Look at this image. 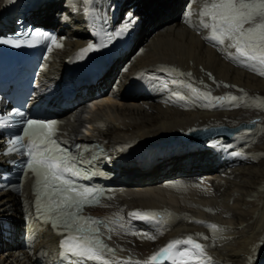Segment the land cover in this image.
I'll return each mask as SVG.
<instances>
[{
    "label": "bare ground",
    "instance_id": "obj_1",
    "mask_svg": "<svg viewBox=\"0 0 264 264\" xmlns=\"http://www.w3.org/2000/svg\"><path fill=\"white\" fill-rule=\"evenodd\" d=\"M102 1L104 6L114 5V12L135 7L138 27L130 49L113 62L98 86L89 87L85 96L78 95L75 106L62 113L60 135L69 141L83 137L98 141L109 149L112 162L119 169V188L112 199L92 211L93 216L107 221L113 229L111 240L107 235L103 238L116 249L115 260L118 264H136L172 239L201 234L198 242L207 246L212 264H250L249 257L255 264H264V78L260 76L264 66L257 62L247 71L239 62L243 58L234 49L217 47L205 39L211 33L202 29L200 22L204 18L199 13L207 0ZM7 2L0 0V27ZM88 5L85 0H38L31 20L58 30V41L64 45L61 49L52 46L41 71L42 80H60L67 60L89 42L84 21ZM189 9L191 16L186 22ZM157 11L161 13L158 15ZM69 13L71 24L61 18ZM123 63L126 67L121 72ZM162 67L178 71L162 72ZM180 72L192 75L181 76ZM148 75L163 78L154 81L153 95L135 92L125 96L138 78ZM172 80L178 83L174 85ZM165 84L168 91L162 93L160 88ZM188 84L198 93H193ZM174 92L186 99H177ZM200 93L226 98L212 101L220 107L205 108L197 98ZM109 94L114 100L110 101ZM230 94L238 99L244 97L243 101L229 102ZM256 101L262 109L251 107ZM228 103L240 106L230 107ZM252 121L258 122L260 129L244 130L231 142L215 139V147L211 146L213 140L198 141L191 136L196 131L234 129ZM247 143L249 146L245 147ZM233 145L240 147L232 150ZM2 149L0 139V153ZM237 152L240 155L234 158L233 153ZM5 162L0 154V167H5ZM32 199V185L27 177L16 195L0 191V264H35L36 252L28 254L20 238ZM136 210L170 212L173 216L165 215L158 226L129 219L127 213ZM120 223L129 229L127 233ZM212 223L224 231L210 229L207 225ZM132 230L147 231L157 239H141L132 235ZM204 236L208 239L204 240ZM60 237L47 228L38 231V247L54 250ZM74 260L93 264L76 257ZM162 264L173 262L165 260Z\"/></svg>",
    "mask_w": 264,
    "mask_h": 264
},
{
    "label": "snow or ice",
    "instance_id": "obj_2",
    "mask_svg": "<svg viewBox=\"0 0 264 264\" xmlns=\"http://www.w3.org/2000/svg\"><path fill=\"white\" fill-rule=\"evenodd\" d=\"M8 2L11 3L13 0H8ZM85 2L91 4L93 0H85ZM190 3H195V0H190ZM113 13L114 5L112 4H109L106 9L101 7L99 15L94 9L85 13L95 16L102 23L100 30L92 34L95 42H88L87 46L81 49V53H91L108 47L116 39L126 36L139 19L134 12L129 10L124 13L119 22L113 24ZM199 14L204 18L200 22L202 29H208L211 33L205 36L206 40L217 47L227 46L234 49L239 57L243 58L239 62L245 66H251L248 61L264 65V0H207ZM190 16L191 10L189 9L185 13L186 22ZM61 18L66 23H72L70 13L62 15ZM40 40L50 42L49 51L52 46L57 49L64 47L58 41L57 36L39 29H26L25 32L0 36V46L33 47L34 43ZM229 55L231 57V53ZM231 58L236 59V57ZM159 70L162 72L178 71L177 69L169 70L167 67ZM260 74L264 75V72ZM180 75L190 77L192 74L180 72ZM208 75L211 78V74ZM177 83L178 81L172 80V84ZM179 83L184 82L179 81ZM164 86L168 87L167 84ZM187 86L193 93H198V90L191 84ZM173 96L181 101L186 99L184 95L175 92ZM197 98L203 101L201 106L205 108L220 107L221 104H213L212 101L225 99V97H211L210 93H200ZM227 99L229 102H236L238 97L233 95ZM231 106L239 107L240 104L232 103ZM15 117L20 118L15 122L23 126L22 134H17L6 141L11 145L6 151L9 154L18 152L26 157V160L22 162L25 169L24 175L30 171L35 177L33 203L37 219L43 218L44 223L50 224L53 230H58V234L64 237L63 245H61L64 252L61 255L68 254L79 260L93 262V264H110V262L118 264L115 260L116 249L109 246L103 238L107 235V239L111 240L113 229L108 226L107 221L83 214L86 207L100 205L105 192L108 191L97 188L95 185L89 186L83 181H90L95 176L105 175L96 165L100 161L111 162L110 154L102 151L92 154L88 145L79 144L74 145L77 149L74 153L66 146L67 142L59 139L58 121L32 119L24 111L18 109L8 113L7 118L0 114V126L11 123ZM25 137L29 138L28 144L24 143ZM216 144L217 142L213 140L211 146L215 147ZM84 152H89L90 155L85 157ZM233 154L240 155L238 152ZM3 179L4 177L0 176V181ZM4 187L20 190L16 185H4ZM107 199H112V197L108 196ZM165 215L173 216L170 212L161 213L151 210H136L127 213L129 219L155 223L158 226L164 222ZM119 219L122 221L123 217ZM196 223L203 222L196 221ZM101 226H104V231ZM119 226L125 233L129 231L124 228L123 223ZM207 226L217 233L224 231L215 223ZM61 229L63 231H59ZM131 234L149 241L157 239L156 235L143 230H132ZM160 234L163 233L160 232ZM200 235L196 234V238L193 235H187L185 238L172 239L146 260L137 261L136 264H162L165 260L172 261L173 264H190L192 261L212 264L213 258L207 255V246L198 242ZM202 238L208 239L207 236ZM249 261L250 264H255L252 257H249Z\"/></svg>",
    "mask_w": 264,
    "mask_h": 264
},
{
    "label": "water",
    "instance_id": "obj_3",
    "mask_svg": "<svg viewBox=\"0 0 264 264\" xmlns=\"http://www.w3.org/2000/svg\"><path fill=\"white\" fill-rule=\"evenodd\" d=\"M248 127V126H246ZM244 126H241L239 128H236L234 130H229L226 131L225 129L221 128V129H208L207 131L202 130V131H197L191 134V136L198 141H205L208 139H212V138H218V137H223L225 139L230 138L234 133H236L237 131L243 129Z\"/></svg>",
    "mask_w": 264,
    "mask_h": 264
},
{
    "label": "rangeland",
    "instance_id": "obj_4",
    "mask_svg": "<svg viewBox=\"0 0 264 264\" xmlns=\"http://www.w3.org/2000/svg\"><path fill=\"white\" fill-rule=\"evenodd\" d=\"M182 1H183V0H179V3H181ZM161 11H162V10H161ZM161 11H160V12L157 11V12H158V15L161 13ZM156 14H157V13H156ZM261 66L263 67L264 65L261 64ZM245 67H246V66H245ZM254 72H255V71H254ZM255 73L257 74V72H255ZM260 76H262V77L264 78V75H261V74H260ZM230 95L232 96V94H230ZM228 96H229V95H228ZM229 97H230V96H229ZM240 98H244V97H240ZM259 98H260V97H259ZM238 100H239V99H238ZM241 101H243V99H242V100H241V99L239 100V102H241ZM256 102H257V101H256ZM256 102L251 103V104H250L251 107L255 105L256 107L254 106V107H252V108H254V109H255V108H257V109H262L263 106L261 105V103H258V102H257V103H258V104H257ZM228 104H229L230 107H233V106H231V103H228ZM256 104H257V105H256ZM258 107H259V108H258ZM258 127H259V129H260V125H259V123H258ZM247 146H249V143H247V145H246L245 147H247ZM141 159H142V158H140V160H141Z\"/></svg>",
    "mask_w": 264,
    "mask_h": 264
}]
</instances>
